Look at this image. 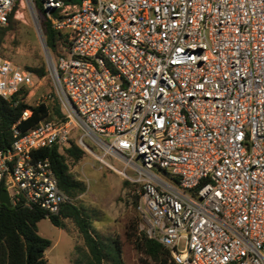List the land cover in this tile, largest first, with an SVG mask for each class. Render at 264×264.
<instances>
[{
	"label": "built area",
	"instance_id": "1",
	"mask_svg": "<svg viewBox=\"0 0 264 264\" xmlns=\"http://www.w3.org/2000/svg\"><path fill=\"white\" fill-rule=\"evenodd\" d=\"M38 3L67 35L48 64L63 116L23 131L22 111L0 193L59 214L75 197L39 151L72 141L139 184L140 228L175 264H264V0H0V25ZM38 82L0 56V99Z\"/></svg>",
	"mask_w": 264,
	"mask_h": 264
},
{
	"label": "trees",
	"instance_id": "2",
	"mask_svg": "<svg viewBox=\"0 0 264 264\" xmlns=\"http://www.w3.org/2000/svg\"><path fill=\"white\" fill-rule=\"evenodd\" d=\"M66 1L81 3L82 0ZM37 11L40 15V24L46 45L51 53L58 57L62 47L67 46V35L53 28L39 3ZM19 22L11 14L9 23L0 25V53L6 36L9 32L17 29ZM24 67L32 70L39 78L49 74V65L44 56H40L38 66ZM26 108H31L32 113L19 125L23 131L34 127L40 120L58 119L63 116L56 95H52L48 102H41L38 105H30L24 100V96L18 105H11L8 101L0 99V148L8 146L12 142L11 127ZM39 154L49 157L59 184L64 191L73 197L86 191L85 182L77 179L70 170V162L78 161L85 155L83 149L71 141L63 147L58 145L44 147L40 149ZM134 196V202L137 204L140 195ZM45 217H48L54 225L59 227H64L63 218H70L77 225L86 249L76 246L77 257L74 264H126L119 241L117 239H102L96 233L91 216L76 203L64 205L59 214L49 216L42 209L28 208L21 204L8 206L0 203V264H48L45 252L51 247L52 240L41 235L38 229V222ZM128 237L136 250L156 264H175L171 259L170 249L149 238L144 231L139 230L137 221L129 225Z\"/></svg>",
	"mask_w": 264,
	"mask_h": 264
},
{
	"label": "rangeland",
	"instance_id": "3",
	"mask_svg": "<svg viewBox=\"0 0 264 264\" xmlns=\"http://www.w3.org/2000/svg\"><path fill=\"white\" fill-rule=\"evenodd\" d=\"M20 10L21 13L17 17L14 16L20 21L18 27L6 36L0 56L23 67L28 65L36 67L39 65L40 56L46 58V55L37 33L33 13L28 6L20 7ZM38 16L40 24L39 13ZM48 53L50 61L56 60V56L49 49ZM50 95L52 97L56 94L49 72L42 78L41 83L38 82L33 87V93L28 97L27 103L38 105L41 102H48L51 99ZM95 151L102 153L97 148ZM106 159L118 170H124L122 162L111 156H107ZM134 161L140 163L138 157ZM70 170L77 179L86 184V191L76 196L74 203L81 206L91 216L96 233L102 239L119 241L126 264H156L136 250L128 237L131 223L137 221L139 230H141L142 218L134 202V195H140L139 184L128 180L121 173L102 164L87 152L80 160L70 162ZM154 171L164 174V171L157 166L154 167ZM128 173L133 177L136 176V172L132 170H128ZM126 181L130 183L127 184ZM63 221L64 227L54 225L48 217L38 222L39 233L52 240L51 247L45 252L48 264H74L77 257L76 246L86 249L84 239L75 222L70 218H63ZM183 246L184 240L181 242V247Z\"/></svg>",
	"mask_w": 264,
	"mask_h": 264
},
{
	"label": "water",
	"instance_id": "4",
	"mask_svg": "<svg viewBox=\"0 0 264 264\" xmlns=\"http://www.w3.org/2000/svg\"><path fill=\"white\" fill-rule=\"evenodd\" d=\"M33 17H34V22H35V26H36V29H37V33L39 35L40 41L42 43V46H43V49H44V52H45V55H46V58H47V62L49 64L50 63V57H49L48 47H47L46 42H45V38H44V35H43L42 28H41V26L39 24L38 17L35 14H33ZM0 203L6 204L8 206H12V202L10 200L8 191L5 190V189L2 190L1 193H0Z\"/></svg>",
	"mask_w": 264,
	"mask_h": 264
}]
</instances>
